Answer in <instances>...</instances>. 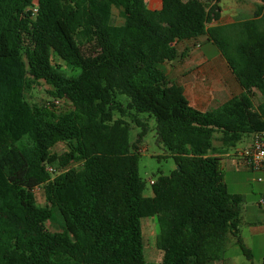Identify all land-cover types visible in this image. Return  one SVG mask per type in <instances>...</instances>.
I'll list each match as a JSON object with an SVG mask.
<instances>
[{"label": "trees", "instance_id": "trees-1", "mask_svg": "<svg viewBox=\"0 0 264 264\" xmlns=\"http://www.w3.org/2000/svg\"><path fill=\"white\" fill-rule=\"evenodd\" d=\"M220 1L151 9L146 0H0V264H215L229 233L251 255L240 235L243 197L228 190L213 139L220 132L232 148L264 129V11L208 26ZM199 37L243 88L207 110L162 68L184 56L179 41ZM41 80L51 99L32 103L25 89ZM143 113L177 165L152 179L150 195L126 118L142 135ZM145 216L159 224V262L145 256Z\"/></svg>", "mask_w": 264, "mask_h": 264}, {"label": "rangeland", "instance_id": "rangeland-1", "mask_svg": "<svg viewBox=\"0 0 264 264\" xmlns=\"http://www.w3.org/2000/svg\"><path fill=\"white\" fill-rule=\"evenodd\" d=\"M112 21L115 24L123 22V18L119 14V10L113 8ZM212 49L217 52V48L212 44H204L202 48L195 49V56L203 54L205 50ZM182 57L176 58L175 64L179 63ZM63 65L64 69L69 73L73 72L70 67L63 60H59ZM162 68L164 65L162 64ZM51 85L41 80L25 89L26 98L36 104L44 103L46 100L51 99L48 90ZM260 96H255V102H259ZM68 100L56 101L57 108L64 110L69 107ZM143 120L146 121V131L140 135L143 131V125L132 121L130 117H126L129 122V139L131 143H136L141 150L139 156V172L140 175L146 180V191L145 193L152 194L151 179H155L160 173H169L172 169L177 167L175 160L170 156L168 149L157 139L156 136V119L154 116L147 117V114L140 115ZM145 116L147 117L146 119ZM252 134V133H250ZM250 134H246L241 141L237 143V147H244L247 143V139ZM138 140V141H137ZM65 147L59 146V150L63 151ZM235 148V147H234ZM234 148H232L234 150ZM225 163L222 164V171L224 180L228 185V190L231 193H239L242 195V202L240 207L242 210V216L246 218L256 219L264 212V204L262 198L264 196V180L259 181L257 177L259 173L251 170L243 161L242 157H229ZM74 164V163H73ZM37 201L40 205L46 203L44 189L37 187L35 189ZM247 218V219H248ZM144 245H145V256L148 261L159 262L162 260L163 253L156 246V237L159 233V224L155 216H145L141 219ZM49 224V223H48ZM50 228H53L50 225ZM244 237L245 245L251 250L252 259H249L245 253H243L240 247L236 244V236L232 233L228 234L226 240L227 255L236 256L238 255L239 264H263L260 261V256L264 253V234H254L248 225H243L240 233ZM241 236V237H242ZM242 237V238H243ZM251 256V255H250Z\"/></svg>", "mask_w": 264, "mask_h": 264}, {"label": "crops", "instance_id": "crops-1", "mask_svg": "<svg viewBox=\"0 0 264 264\" xmlns=\"http://www.w3.org/2000/svg\"><path fill=\"white\" fill-rule=\"evenodd\" d=\"M146 2L149 8L159 9L162 6L163 0H146ZM219 7V16L212 18L208 22V26L227 25L254 18L260 7H262V12L264 11V1L221 0ZM204 39L205 37H199L198 39L179 41L177 48L180 52L184 53V56L179 60L178 64H175V59L163 63V69L172 82L183 86L185 95L192 105L199 109L207 110L219 106L234 95L240 94L243 88L228 62L218 50L217 52L212 49L205 50L203 54L195 56V49L202 48L204 44H212L210 42L204 43ZM255 96L261 97V94L256 91ZM220 135V132H215L213 144L218 151L216 154L220 156L221 163L223 164L227 159H230L229 157H239L238 150L241 147H232L234 150L224 147L219 139ZM247 137L249 138L246 145L252 141L253 133ZM242 161L244 162L243 159ZM257 173L262 174L260 172ZM262 175L264 176V174ZM247 218L246 215L245 217L242 216L240 233L245 224L249 226L252 233L264 234L263 211L256 219ZM252 256L251 254L249 259H252ZM238 260H240L238 259V255L228 256L226 254L223 260L215 262V264H239ZM260 261L264 264V253L260 256Z\"/></svg>", "mask_w": 264, "mask_h": 264}, {"label": "built area", "instance_id": "built-area-1", "mask_svg": "<svg viewBox=\"0 0 264 264\" xmlns=\"http://www.w3.org/2000/svg\"><path fill=\"white\" fill-rule=\"evenodd\" d=\"M36 10V8H34ZM63 99H57V102ZM238 154L243 158L246 165L253 171L264 174V129L253 134L252 141L240 148ZM259 175L257 179L259 181L264 180L263 175ZM152 183L153 180L151 179ZM264 199L262 198V203Z\"/></svg>", "mask_w": 264, "mask_h": 264}, {"label": "water", "instance_id": "water-1", "mask_svg": "<svg viewBox=\"0 0 264 264\" xmlns=\"http://www.w3.org/2000/svg\"><path fill=\"white\" fill-rule=\"evenodd\" d=\"M179 167V166H178Z\"/></svg>", "mask_w": 264, "mask_h": 264}]
</instances>
